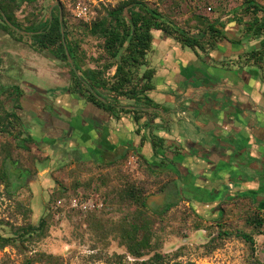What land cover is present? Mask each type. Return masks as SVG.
Segmentation results:
<instances>
[{
	"label": "rangeland",
	"instance_id": "374dc122",
	"mask_svg": "<svg viewBox=\"0 0 264 264\" xmlns=\"http://www.w3.org/2000/svg\"><path fill=\"white\" fill-rule=\"evenodd\" d=\"M80 1L93 7L98 21L109 18L107 10L115 9L128 0H39L34 5H23L18 11V21L25 28L31 19H46L55 8H59L63 12V20L64 17L68 20L71 39L78 44L84 69L102 71L114 60L106 53L103 38L93 36L91 28L81 26L82 21L74 15L73 8ZM247 1L146 0V3L169 18H175L192 34H200L202 17L224 19L227 21H221L222 24L228 25L236 11L235 20L246 26L243 33L248 37L247 26L253 21V12H239ZM256 1L264 6V0ZM208 39L209 36L205 44ZM167 42H156V51L152 50L149 61L153 56H162L165 51L182 55L179 50L167 47ZM175 43L173 40L172 46ZM36 50L30 34L21 37L0 31V58L5 61L0 68L4 72L3 83L11 82L7 78L9 72L17 84L21 81L20 86L25 93L23 106L28 107L33 121L40 118L41 122L49 125L53 123L56 127H65L63 116L70 114V108L65 104L73 105L74 102L69 93L66 92L65 96L59 94L68 88V67L59 61L54 63L50 53ZM208 50L210 54L212 51ZM39 66L41 69L35 70ZM115 73L116 68H113L106 72V78L111 81ZM139 76H142L141 72ZM107 94L121 106L130 104L126 98L117 99L114 93ZM7 98L0 93V110L1 101L5 102ZM59 101L63 111L54 103ZM24 118L26 120V116ZM52 149L51 152L40 151L32 146L30 151L20 150L13 137L0 130V236L13 237L18 228L29 224L38 226L41 220H47V228L41 236L28 237V241L20 247L1 250L0 264H23L26 258H36L35 264H141L155 252L177 256L181 262L195 264H264V226L256 227L253 221L258 216L264 218V213L257 210L251 201L242 200L223 206L225 219L216 224L200 219L191 209L193 202L205 198L201 193L192 194L190 203L180 202L178 187L173 185L177 178L169 174L154 175L140 160L137 167L131 166L129 158L133 154L114 166L101 167L92 162H80L75 154L61 152L59 145ZM5 167L8 177L4 175ZM59 188H65L69 195L87 197L94 194L103 200L104 208L94 222L97 226L87 221L88 215L61 209L56 211L53 203L58 198ZM139 198L148 199L150 205L156 204L155 208L159 211L170 202H177L178 205L168 214L156 216L153 212L144 213L137 201ZM195 207L203 212L211 209L201 203H195ZM114 224L120 227L115 228ZM134 228L137 231L139 228L141 237L151 240L146 251L150 255L141 260L133 257L124 243V237L132 234ZM225 232L231 236H225ZM240 233L252 236L254 245L239 237ZM43 254L54 256L55 260L39 261V256Z\"/></svg>",
	"mask_w": 264,
	"mask_h": 264
},
{
	"label": "crops",
	"instance_id": "0c3cea01",
	"mask_svg": "<svg viewBox=\"0 0 264 264\" xmlns=\"http://www.w3.org/2000/svg\"><path fill=\"white\" fill-rule=\"evenodd\" d=\"M234 15L228 25L218 26L229 40L221 41L210 54L177 42L172 46L173 39L160 35L155 39L153 51L156 42L168 40L166 46L182 55L165 51L150 58L149 68L157 71L150 94L154 107L129 102L121 108L135 112H123L117 119L72 92L69 76L68 88L59 93H69L74 101L65 104L70 108V114L63 116L65 127L40 118L33 121L24 107L32 134L40 142L48 140L49 152L59 145L61 152L75 154L80 162L101 167L135 154L152 174L175 176L173 185L189 196L200 193L197 188L208 178L215 180L208 192L220 178L221 193L258 190L257 180L247 178L258 172L264 176V57L255 64L248 54L264 52V36H245L246 26ZM54 103L63 111L60 101ZM162 141L164 147L155 148ZM234 177L240 179L231 181Z\"/></svg>",
	"mask_w": 264,
	"mask_h": 264
},
{
	"label": "trees",
	"instance_id": "16d2710c",
	"mask_svg": "<svg viewBox=\"0 0 264 264\" xmlns=\"http://www.w3.org/2000/svg\"><path fill=\"white\" fill-rule=\"evenodd\" d=\"M39 0H0V31L11 32L21 37L31 36L35 42L36 51L40 53L48 52L51 54V59L54 63L62 62L68 67V73L71 76L72 87L71 91L81 96L87 103L104 110L117 119H120L121 114L134 113L127 109H122L120 103L107 97L108 93H114L119 98H126L133 102L136 107H154L155 103L150 97L155 86L153 80L157 74L155 69H150L149 55L153 50L155 39L160 35L163 39H173L179 43L183 48L208 54L209 50L214 51L219 43L224 40H229L227 35L223 33L218 26H221L219 19H208L202 17V30L200 34H192L185 28L182 23L180 24L175 18H169L158 8H153L146 0H128L120 4L117 8L107 10L109 18H103L91 26L81 22L84 28H91L90 32L93 36H99L104 40V49L106 53L114 60L113 63L106 65L102 71L93 68L84 69L80 61L79 47L76 42L71 39L69 23L67 18L64 17L61 22V12L59 8H55L52 15L46 19L38 18L37 20L31 19L29 26L23 28L22 24L18 21V11L25 4H36ZM57 1V0H55ZM221 6V3H220ZM243 10L253 12L254 18L251 24L248 25V37L258 38L264 36V6L247 1ZM223 25V24H222ZM23 32L29 33L24 34ZM65 33V36L63 35ZM208 43L205 44L206 39ZM68 53L70 54L73 65L69 61ZM10 56V55H9ZM250 62L260 63L261 57H264V52L253 51L248 54ZM13 60H11L12 62ZM5 61L0 58V68ZM17 62V61H15ZM81 62V63H80ZM15 69L11 65V69ZM116 68L114 77L110 80L106 78V72ZM140 72L142 76H139ZM4 73V72H3ZM0 70V93L7 95V100L1 101L0 110V130L3 134L13 137L18 149L23 151H30L32 146H35L40 151L45 150L48 141L36 138L32 133V128L25 120V113H28L24 106L23 101L25 93L21 89V84H17V80L7 73V78L11 79L3 83L4 74ZM14 82V83H13ZM137 121H140L137 120ZM164 141L161 144H155L156 147H164ZM127 159V156L123 160ZM117 162L108 164V167L116 165ZM17 165V163H15ZM153 169V165H148ZM8 170L5 167L4 175L8 177ZM238 174V173H237ZM22 175L19 176V179ZM240 177L231 178V181H237ZM257 180L259 183L258 190H242L228 193H221V178L217 179V186L213 188L212 192H208V186H211L213 178H208L202 181L198 190L205 197L203 201L195 202L201 203L202 206H208L206 212L200 211L193 206L191 209L200 219H207L210 222L220 224L225 219V210L223 206L240 202L242 200H249L257 210L264 213V176L257 173L255 178H247ZM215 181V180H214ZM19 184V183H18ZM17 187V185H16ZM20 187V186H19ZM177 197L180 202L190 203L191 196L185 193L181 186L177 185ZM58 198L54 201L56 205L59 201H63V208L61 211H69L80 214L75 210H69V202L72 198H86L83 195H69L65 188H59ZM134 198V193L132 194ZM136 198V197H135ZM139 204L144 213H152L156 216H163L168 214L178 203H167L161 211L157 210L156 204L151 205L148 199L142 200L139 198ZM214 204V205H213ZM216 204V205H215ZM55 209V206H53ZM52 207V208H53ZM153 211H151V209ZM221 210V213L219 211ZM101 210H94L87 215V221L95 224L97 217H100ZM210 216V217H209ZM256 227L264 226V218L261 216L253 219ZM115 228L120 225L114 224ZM108 227V226H107ZM110 227V226H109ZM47 228V220H41L38 226L29 224L20 227L15 231L13 237L4 238L0 236V251L7 247H20L25 244L28 237L41 236ZM124 232V230H122ZM136 228L133 229L132 234L124 237L125 246L128 248L130 254L141 260L150 254H146L149 250L151 240L147 237H141ZM225 236H231L228 232L224 233ZM246 242L254 245V238L248 234L240 233L238 235ZM154 252V251H153ZM47 259L46 262H53L54 256H47L45 254L39 256V261ZM36 258H26L23 264H35ZM141 264H195L194 262H181L177 256H168L160 252H155L149 259L144 260Z\"/></svg>",
	"mask_w": 264,
	"mask_h": 264
},
{
	"label": "built area",
	"instance_id": "2783aa9c",
	"mask_svg": "<svg viewBox=\"0 0 264 264\" xmlns=\"http://www.w3.org/2000/svg\"><path fill=\"white\" fill-rule=\"evenodd\" d=\"M73 13L80 21L84 22L85 24H92L96 21L97 13L94 11L93 7L86 2H78L74 8ZM139 158L135 154H133L129 158V164L131 166H138ZM63 208V201H59L56 206L55 210L59 211ZM104 208V202L99 197L94 194L87 196L86 198H78L74 197L69 202V210H75L82 215H87L89 212L94 210H102Z\"/></svg>",
	"mask_w": 264,
	"mask_h": 264
},
{
	"label": "water",
	"instance_id": "95a60500",
	"mask_svg": "<svg viewBox=\"0 0 264 264\" xmlns=\"http://www.w3.org/2000/svg\"><path fill=\"white\" fill-rule=\"evenodd\" d=\"M61 22H63V12H62V10H61ZM63 35L65 36V33L64 32H63ZM68 57H69L70 63L73 65V61H72V58H71V56H70L69 53H68Z\"/></svg>",
	"mask_w": 264,
	"mask_h": 264
}]
</instances>
